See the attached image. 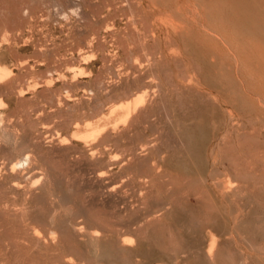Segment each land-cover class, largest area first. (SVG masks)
Segmentation results:
<instances>
[{
  "label": "rangeland",
  "instance_id": "rangeland-1",
  "mask_svg": "<svg viewBox=\"0 0 264 264\" xmlns=\"http://www.w3.org/2000/svg\"><path fill=\"white\" fill-rule=\"evenodd\" d=\"M0 67V264H264V0H0Z\"/></svg>",
  "mask_w": 264,
  "mask_h": 264
},
{
  "label": "bare ground",
  "instance_id": "bare-ground-1",
  "mask_svg": "<svg viewBox=\"0 0 264 264\" xmlns=\"http://www.w3.org/2000/svg\"><path fill=\"white\" fill-rule=\"evenodd\" d=\"M3 72V69L0 67V74ZM145 94V93H144ZM143 98V95H138L135 99L131 101H126L123 103H119L116 105H113L109 109V114L116 115L118 119L124 120L127 115L129 114L130 110L134 109L136 104L140 102Z\"/></svg>",
  "mask_w": 264,
  "mask_h": 264
}]
</instances>
